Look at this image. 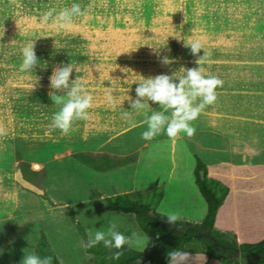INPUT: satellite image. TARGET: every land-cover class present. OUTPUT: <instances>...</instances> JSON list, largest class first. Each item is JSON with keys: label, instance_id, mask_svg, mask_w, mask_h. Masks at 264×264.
I'll return each mask as SVG.
<instances>
[{"label": "rangeland", "instance_id": "1", "mask_svg": "<svg viewBox=\"0 0 264 264\" xmlns=\"http://www.w3.org/2000/svg\"><path fill=\"white\" fill-rule=\"evenodd\" d=\"M180 1L9 0L0 2V171L4 172V176H0V189L2 187L1 190L5 192L2 195L4 201L0 203V207L4 205L0 208V214L4 211L8 212L10 205L15 204L17 190L14 184L19 180L22 185L17 184V187L23 192L24 199L32 202L35 200L39 205L34 208L38 210L39 216L33 218L29 214L30 216L24 217L29 222L25 220L24 222L30 227L36 225L41 227L33 239L28 237L29 229L26 228V232L20 230L22 219L0 220V264H12L17 258L18 264H21L25 251L33 249L36 251L44 237L61 264L111 262L112 256L109 252L114 254V248L105 247L104 251L109 255L105 260L98 262H95L93 256H88L86 249L89 235L99 229L96 224L98 215L91 217V212L85 210V206L75 208L68 204L81 193H85L86 187L90 188L93 181L96 182L98 176L92 170L102 171L95 170L79 160L72 161L75 155L80 153L95 158L109 155L114 158L115 163L118 161L120 164H128L121 160L138 158L137 152L144 148L139 167L140 174L136 176V180L139 178L137 182L145 185L154 178V181L160 185V192L163 194L166 188L170 200L174 199L173 201L178 205V210L174 211L179 215L177 221L193 225L203 223L207 214L201 213V201L207 207L208 205L203 196L198 197L188 192L191 190L186 189L187 186L183 182L187 178L196 182V164L194 169L189 168L188 161L191 158L184 152L174 159L176 153L172 154L171 158L169 154L164 155L163 149L170 139L164 134L151 141L141 138V133L147 130L144 117L135 113H132L130 118L124 115L126 111L131 110L128 101L123 103L126 98L125 89L130 85H123V81L128 77L121 69H131L145 77H154L159 74L171 75L173 72H178L181 67L192 68L191 64L190 66L188 64L193 62L195 57H185L182 52H191V49L186 47V41L193 42L199 39L203 50L215 55L208 57L211 63L205 62L201 65L207 68L206 74L214 75L223 82L219 90H227L230 86L228 103H231L229 107L233 108V110L229 108L231 115L249 107L250 100L256 101L255 97L259 95L262 99L261 106L259 109L256 107L250 114L253 116L260 114L259 117L251 116V119L264 120V99L260 95L264 85V0L189 1L195 5H182ZM74 2L79 3L82 10H86V15L74 17L73 27L70 29L58 27L56 17L63 9L70 8ZM209 3L215 5H206ZM29 41H34V50L38 60L41 61V66L35 67L33 72H22L19 49ZM157 46L166 47L152 48ZM203 50L199 54L201 57L204 55ZM164 57L174 59L175 62L171 65H163L161 60ZM70 62L79 69L77 73L73 71L70 79H75L77 76L85 89L93 95L94 101L93 108L90 109V118L87 121H75L70 132L65 135L59 129L52 127V116L60 106L55 105L51 99L54 91L51 80L57 67ZM212 68L214 72L208 73ZM245 74L248 76H244ZM115 79H119L122 83ZM112 85L119 90L112 93L114 97L119 96L115 106L110 105L108 101V88ZM135 88L136 85H132L128 93L133 99L136 97ZM241 90L246 96H243ZM219 94L224 93L219 91ZM219 100L217 101L221 112H226L228 107L224 105V100H228ZM208 109L209 106L205 110ZM251 119L249 120L251 128L249 129L250 124L245 127L250 132H256L258 126L255 128L254 119ZM214 122L218 124L217 121ZM258 124H264V121L263 123L258 121ZM180 139L171 140L175 144L179 143ZM150 145L152 148L148 149ZM134 146H139L135 155L130 153L125 157L115 156L116 153L125 155ZM153 146L163 150L158 159H153L152 154L156 150ZM96 150L101 153H96ZM22 163L28 164L31 171L37 173V177H32L33 183L22 179L24 177L21 170ZM15 166L20 168L22 177ZM172 168L177 172L174 175L175 180H172L173 183H166L167 179L164 178ZM5 177L7 180L4 179ZM128 181L130 178H125V182L129 183ZM57 182L59 185L69 183V187L61 186L52 193L51 189L54 185L57 186ZM6 183L9 187L7 193ZM96 183L97 186L106 185L103 180ZM195 184L200 191L197 183ZM76 186L77 190H75ZM170 188H173L172 192ZM147 192L143 191L144 194ZM183 194L186 195L188 204H185L187 200H183L185 198ZM259 195L262 196L260 193ZM256 197L255 194L246 195L243 201L240 200V209L237 211L240 218L237 219L239 223L236 226L233 210L228 207V201L225 203L219 225L215 228V231L221 233L223 227H228L222 229L226 234H221L220 240L233 243L241 235L243 243L259 244L264 241L262 217L251 216L259 215V207L262 210L256 202ZM46 202L58 207L50 208ZM180 202L182 206L179 208ZM244 204L246 208L252 210L250 214L248 210L243 215L241 206ZM164 212H170V209L165 208ZM73 215L75 220L72 218ZM66 216L76 230L72 232L63 228L65 236L61 247L56 231H53L54 228L49 224L58 222ZM247 220L250 223H247ZM135 221L138 228L132 230L130 234L125 230L123 233L135 234L133 243L126 246L141 252L149 243V238L136 218ZM42 223L46 226H41ZM78 223L84 229L87 228L86 236L80 233ZM58 225L57 223L55 227ZM37 237L39 239L34 243ZM145 239L148 243L142 241ZM196 244L201 249H195L201 251L199 252L201 255H206L203 245ZM97 245L104 248L102 243ZM238 253L243 256L241 250ZM261 258H264L263 254L256 256L252 261L257 262Z\"/></svg>", "mask_w": 264, "mask_h": 264}, {"label": "crops", "instance_id": "2", "mask_svg": "<svg viewBox=\"0 0 264 264\" xmlns=\"http://www.w3.org/2000/svg\"><path fill=\"white\" fill-rule=\"evenodd\" d=\"M6 1L8 2L9 0H0V2H6ZM189 1L190 0H181L180 2L182 3V5H195L194 3H189ZM196 5H199V4H196ZM206 5H215V4L209 3ZM189 52L190 51L182 52V55L185 57H190V58L195 57L193 62L189 63L188 66H190L191 64L192 68L198 67L196 60L198 59V57H201L199 56L200 53L197 56V55H193L191 52L190 54ZM214 56H215L214 54L211 55V57H214ZM182 64H184V61L182 62ZM213 68L212 70L209 69L208 73H211V71H213ZM204 69L206 70L207 68H204ZM244 76H248V75L245 74ZM259 80L261 81L262 79H259ZM217 90L223 91L224 93L223 95L221 94L218 95V98H217L218 101H220L219 99L228 100V101L224 100L225 101L224 105L228 107L226 108V112L224 111L223 113L221 112L220 110L221 107L219 106V102L216 101L214 105L209 106V109L205 110L200 115V117L195 122H193V126L196 128L195 135L192 137H187L186 135L181 134V136L179 137L181 138L180 139L181 141L179 143L176 142L175 144L173 143L171 139H168L167 144L164 147L166 150L163 149L165 151L164 155L169 154L170 155L169 157L171 158L173 156L172 154L176 153L173 156V159H174L175 157L178 156V154L180 153L182 154V152H184L191 158L190 161H188V166L189 168H193V169L196 164L195 156L196 155L199 156L208 168L209 177L216 181L221 182L223 185L227 186L230 189V193L228 197L226 198L225 203L228 201V207L232 208L233 210L235 226L239 223V222L237 223V219L240 218L239 213H237V211L240 209V205H239L240 200L243 201L246 195H249V196L254 195V194L257 195L256 202L259 206L262 207V210L259 207V210H258L259 215L258 216L251 215V216L253 218L262 217L263 220L262 222L261 221L260 222L264 224V212H263L264 211V124H261V125L258 124V121L263 123L264 120L263 119L257 120L256 118L251 119V116L259 117L260 114L257 113L258 116H253L252 114H250L253 112V110L256 107L259 109V106H261L262 99H260L259 95H257L258 97H255L256 101H254V99L250 100V96H249V100H250L249 107L244 108L240 110L239 112L237 111V113H233L234 115H231L232 113L229 111V108L230 110H233V108L229 107L231 103H228L230 101L228 97H230V94H231L230 87L228 86L227 90H219V89ZM241 91L243 92V90ZM236 92H234L235 95H236ZM260 95L264 99V96H263L264 95V85L262 86V91L260 92ZM243 96H246L245 93L243 94ZM247 102L248 101H246V103ZM250 119L251 120L254 119L253 121L255 123V126H254L255 128L258 126L256 132H250L249 130H247V127H245L247 123L248 125L250 124L249 122ZM214 121H217L218 124L216 125L215 124L216 122ZM250 128H251V124L249 126V129ZM164 139H167V138H164ZM93 144H98V142H93ZM138 147L134 146L133 149L130 152L125 153V155L119 154V153H116L117 155L115 154L113 155L118 156V158L125 157L126 155L130 153H133L135 155V152L138 150ZM190 147L192 148V150H190ZM150 148H152L151 145L148 149ZM143 149L144 148H142L141 150L137 152V154L139 155L138 158L137 157H135V159L133 158V161L128 162V164H119L120 162L116 161L117 164L114 165L113 168L107 169L105 171L92 170L98 176L96 179V182L99 183V181L103 180L106 182V185L97 186L98 184L93 181L90 188L86 187L85 193H81L80 195H78L77 198H75L74 200H72V202H69L68 204L75 208H77L76 206H80V207L85 206L84 209L88 210V212H91L90 213L91 217L97 214L98 218H96V224L98 225L99 229L105 232L108 231V228L111 224H116L117 229L119 231L124 232L125 230L127 234H130L132 230H134L135 228H138L136 225L135 217L130 214H124L122 212H114V211L108 210L106 199L109 197H115V196L122 195V194H134L138 191L142 193L143 191H148L147 193H149L155 188L160 189V185L154 181V178H151V182L145 185H141L140 183L137 182L139 178L136 180V176L140 174L139 167L141 166V160H142L141 157L143 156V153H144ZM154 149L156 150L152 154L154 157L153 159L160 158V154L163 151L162 148L161 150H158L157 147H155ZM95 152L101 153V151H97V150ZM110 158L114 160L113 157H110ZM74 160H77V159L74 158L72 161ZM148 161H150V159ZM15 168L16 170H18L20 176L22 177V172L20 171V168H17V166H15ZM176 173L177 172L172 168L169 171V173L166 175V177L164 178L165 180L167 179L166 183H169V182L173 183L172 180H175L174 175ZM0 176H4V172L2 170L0 171ZM148 177L150 178L151 175ZM125 178H130V181H128L129 183L125 182ZM4 179L7 180L6 177ZM22 179L24 180V177H22ZM18 181L14 184L15 189L17 190V194H16L17 198L15 201V204L12 203L10 205V209L8 212L4 211V213L0 214V220H4L5 218H11L15 220L22 219L21 220L22 225L21 224L19 225V222H17V225H19V227L21 228L20 230H22V232L24 231L26 232L27 231L26 228L29 229L28 237L34 239V236L38 234L37 232L39 229H41V227L40 225H36L34 227H30L29 224L26 225L24 220L27 222H29V220L27 218L25 219L24 217H28L29 214L33 218L38 217L39 212L38 210L34 208H37L39 205L37 204L35 200L32 202V201H27L26 199H24L23 192L19 190V188L17 187V184L22 185L21 182L20 181L18 182ZM130 182H132L133 184H130ZM183 182L185 183V186H187L186 189L191 190L188 192H191L193 193V195H196L198 197H202L200 191H198V188L195 184L196 183L195 180L187 178ZM56 184L57 186L54 185V188L51 189L52 193L61 186L69 187L68 186L69 183H67L66 185H59V183L57 182ZM129 184L130 186L128 187ZM1 189H0V196L5 194V192ZM75 190H77V186ZM8 191H9V187L7 184L6 193ZM172 191H173V188H170V192ZM259 193L262 194V196L259 195ZM19 195H21V197H18ZM183 197H185L183 200H187V197L185 194H183ZM173 200H170L169 193H167L166 188H165V191L161 197V201L158 205L157 211L159 213L166 214V215H169L170 213H174L175 210H178V205H176L175 201ZM2 201H4L3 196H2V199L0 198V203ZM187 202L188 200L185 202V204H188ZM225 203L220 209L217 222H216V226L219 225L220 215L222 214V210L225 208ZM51 204L52 205L48 204L50 208L56 209L58 207L57 205L55 206V204L53 203ZM165 204L166 206H164ZM178 204L180 208L182 206V203L180 202ZM201 204H202L201 213L207 214L208 207L206 206L205 203H203V201H201ZM245 205L246 204L241 206V211L243 215H245L247 211L249 210L248 208L245 207ZM165 208H169L170 212H167V213L164 212ZM33 211H36V212H33ZM251 212L252 210H249V214ZM67 217L68 216L64 217L63 219H59L58 222L56 221L50 222L49 224L52 226V228H54L53 231L54 230L56 231L57 238L59 239L60 245L61 243L64 244V239H63V236H65L63 235L64 229L66 231L72 230V232L76 230L73 224L71 225V223H69V220L67 219ZM57 223L59 225L55 227ZM247 223H250V221L247 220ZM25 225L26 227H23ZM41 226L45 227L46 225L45 223H42ZM225 228L227 229L228 227H225ZM225 228L223 227L222 229H225ZM85 229L87 230L86 227ZM222 229H221L220 234L225 235L226 233L222 231ZM238 230L239 229L237 228V232L239 233ZM240 233L242 232L240 231ZM66 237H67V234H66ZM37 239H39V237L35 239L34 243L37 242ZM142 241L147 242L146 239ZM243 241H244L243 237L241 235L238 236V240L236 242L239 244V246H241L242 244H248V243H243ZM83 252L84 254H86L85 251ZM88 256H90V254ZM18 263H19V260L17 258L15 262H13L12 264H18ZM183 264H224V263H222L220 260H217V259H210L207 255H204V254L203 255L196 254V255H189L186 258H184Z\"/></svg>", "mask_w": 264, "mask_h": 264}, {"label": "clouds", "instance_id": "3", "mask_svg": "<svg viewBox=\"0 0 264 264\" xmlns=\"http://www.w3.org/2000/svg\"><path fill=\"white\" fill-rule=\"evenodd\" d=\"M85 15L86 10H82L81 5L74 2L70 8L63 9L56 17L57 26L70 29L73 27L74 17ZM164 47L166 46L152 48ZM186 47H189L191 53L197 56L203 50V45L199 39L193 42L186 41ZM203 51L204 55L196 60L198 67H181L178 72H173L171 75L159 74L154 77H145L131 69H121L128 77L123 81V85H130L125 89L126 98L123 103L128 101L131 110L126 111L124 115L130 118L132 113H135L137 116L144 117L147 130L141 133L143 140L151 141L161 134L173 141L178 139L181 134L187 137L195 135L196 128L193 126V122L200 117L207 106L216 103L217 89L223 83L218 77L206 74V70L201 66L205 62L211 63L208 60L211 53ZM19 52L22 59L20 65L22 72H33L35 67L41 66V61L38 60L34 50V41L26 42L21 46ZM174 62V59L169 57H164L161 60V63L166 66ZM74 70L76 73L79 71L71 62L62 64L55 69L51 80V87L54 90L51 99L55 105L60 106L59 110L52 116V127L59 129L65 135L70 132L75 121H87L90 118V109L93 108L94 101L93 95L85 89L77 76L75 79H70ZM36 82L33 84V88ZM134 84L136 85L135 99L128 95ZM123 87L121 86V88ZM108 90L109 104L115 106V101L119 99V96L114 97L112 93L119 90L114 85ZM57 93L61 94L57 95ZM152 105L157 107L153 108ZM133 126L135 125L133 124ZM178 219V214L170 213L167 222L174 224ZM134 236L135 234L125 235L117 229L116 224H111L107 232L97 229L91 233L88 247L102 243L106 248L116 249L113 258L119 259L123 255L124 247L133 243ZM136 239L138 240V237ZM187 255L186 252L173 249L168 252V264H183L184 257ZM21 264H54V262L52 256H41L32 250L25 251Z\"/></svg>", "mask_w": 264, "mask_h": 264}, {"label": "trees", "instance_id": "4", "mask_svg": "<svg viewBox=\"0 0 264 264\" xmlns=\"http://www.w3.org/2000/svg\"><path fill=\"white\" fill-rule=\"evenodd\" d=\"M75 158L92 166L96 170L102 171L113 168L117 164L115 160L108 156L95 158L91 155L80 153L76 154ZM195 158L196 183L208 205V212L203 223L193 225L188 222L176 221L174 224H169L167 222L168 216L157 211L162 197L159 188H155L147 194L138 191L134 194H122L109 197L106 199L107 209L134 215L139 226L149 238V243L141 252L125 246L123 255L119 259H114L113 253L109 252L112 256L109 264H168V252L173 249L186 252L188 253L187 256L200 254L199 252L201 251L195 248L201 249V247L197 246L196 243L203 245L202 248L210 259L220 260L224 264H242V262L243 264L247 262L251 264H264V258L259 259L257 262L252 261L256 256L264 255V241L259 244H242L240 249L237 242L227 243L219 239L221 238V234L215 231V226L220 209L224 205L230 189L221 182L210 179L206 164L199 156L196 155ZM131 161H133V158L121 160V162L125 163ZM21 165L24 179L33 183L34 178L37 177V173L31 171L28 164L22 163ZM201 172L205 174L204 180L200 175ZM72 218L75 220L74 215ZM78 227L80 233L86 236L84 227L80 223H78ZM86 249L88 254L95 258V262L103 261L109 255L104 251L105 247L103 248L101 245L88 247L87 244ZM239 250L243 252L242 257L238 253ZM114 251L116 252L117 250L115 249ZM36 252L41 256H52L54 264H61L56 258L46 237L41 239ZM240 257L243 259L242 261Z\"/></svg>", "mask_w": 264, "mask_h": 264}, {"label": "water", "instance_id": "5", "mask_svg": "<svg viewBox=\"0 0 264 264\" xmlns=\"http://www.w3.org/2000/svg\"><path fill=\"white\" fill-rule=\"evenodd\" d=\"M201 177H202V179L204 180V177H205L204 172L201 173Z\"/></svg>", "mask_w": 264, "mask_h": 264}, {"label": "bare ground", "instance_id": "6", "mask_svg": "<svg viewBox=\"0 0 264 264\" xmlns=\"http://www.w3.org/2000/svg\"><path fill=\"white\" fill-rule=\"evenodd\" d=\"M230 87V86H229ZM232 87V86H231ZM232 90V89H231ZM218 91V90H217ZM219 92V91H218ZM264 96V95H263ZM248 124V123H247ZM243 126V125H242ZM215 127V126H214ZM166 146V145H165ZM163 147V146H162Z\"/></svg>", "mask_w": 264, "mask_h": 264}]
</instances>
